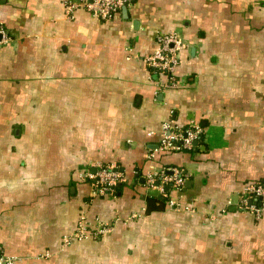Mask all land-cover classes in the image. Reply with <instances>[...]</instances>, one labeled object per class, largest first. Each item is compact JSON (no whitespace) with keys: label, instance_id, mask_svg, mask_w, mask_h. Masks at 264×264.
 Returning a JSON list of instances; mask_svg holds the SVG:
<instances>
[{"label":"crops","instance_id":"0c3cea01","mask_svg":"<svg viewBox=\"0 0 264 264\" xmlns=\"http://www.w3.org/2000/svg\"><path fill=\"white\" fill-rule=\"evenodd\" d=\"M70 1L0 0V259L264 264V211L240 206L264 183V0H130L109 20ZM168 32L186 47L160 89L144 57ZM168 119L203 135L149 157ZM110 164L126 178L112 195L77 177ZM165 167L186 173L167 197L145 185ZM83 215L112 228L65 241Z\"/></svg>","mask_w":264,"mask_h":264},{"label":"built area","instance_id":"2783aa9c","mask_svg":"<svg viewBox=\"0 0 264 264\" xmlns=\"http://www.w3.org/2000/svg\"><path fill=\"white\" fill-rule=\"evenodd\" d=\"M130 0H79L78 2H67L66 7L70 10L76 4L84 6L92 16L100 20L114 18L120 12L123 5ZM10 36L5 27L0 25V45L8 42ZM157 45L153 52L144 57L145 63L154 69L159 75L158 88L166 89L177 86L178 80L175 76L176 68L180 60V52L186 47L185 42L175 32L159 34L156 37ZM203 135L202 127L195 122L186 126H179L173 120H165L160 125V140L157 148L151 151L152 157L155 150L160 151H183L191 150L193 142L199 140ZM79 180L88 181L93 186L94 194L112 195L115 187L126 178L116 165H97L92 171L89 169L79 170ZM186 173L179 168H160L148 171L145 175L147 188H156L163 196L167 197L166 187L180 190L183 187ZM251 199L259 200V203L250 204ZM171 205L177 204L175 200H168ZM240 206L253 209L259 215L264 211V183L256 182L245 186L240 199ZM134 216V215H133ZM112 228L100 220L90 222L83 215L79 218L75 231L70 236H65L67 241L73 237L84 239L90 236H101L108 233ZM12 258H1L0 264H12Z\"/></svg>","mask_w":264,"mask_h":264},{"label":"trees","instance_id":"16d2710c","mask_svg":"<svg viewBox=\"0 0 264 264\" xmlns=\"http://www.w3.org/2000/svg\"><path fill=\"white\" fill-rule=\"evenodd\" d=\"M146 200H147V211H150L153 209L154 210L162 209L165 203L164 198H158L155 196L147 197Z\"/></svg>","mask_w":264,"mask_h":264},{"label":"water","instance_id":"95a60500","mask_svg":"<svg viewBox=\"0 0 264 264\" xmlns=\"http://www.w3.org/2000/svg\"><path fill=\"white\" fill-rule=\"evenodd\" d=\"M121 10H122L123 12H125V11H126V5H123L122 8H121ZM197 143H198V142H197V140H196V141L193 142V145H196ZM166 188H168V187H166Z\"/></svg>","mask_w":264,"mask_h":264}]
</instances>
